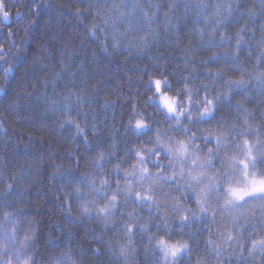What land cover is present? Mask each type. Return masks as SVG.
Returning a JSON list of instances; mask_svg holds the SVG:
<instances>
[{"label": "trees", "instance_id": "trees-1", "mask_svg": "<svg viewBox=\"0 0 264 264\" xmlns=\"http://www.w3.org/2000/svg\"><path fill=\"white\" fill-rule=\"evenodd\" d=\"M244 172L264 0H0V264H264V191L224 201Z\"/></svg>", "mask_w": 264, "mask_h": 264}, {"label": "rangeland", "instance_id": "rangeland-1", "mask_svg": "<svg viewBox=\"0 0 264 264\" xmlns=\"http://www.w3.org/2000/svg\"><path fill=\"white\" fill-rule=\"evenodd\" d=\"M157 94H158L157 101L159 105L166 111V113L169 116H172L177 121H180L182 116L187 112L188 107L187 106L181 107L179 105L177 98L170 96L166 92H163L159 84L157 86ZM204 111L206 113L202 114V116H208L209 109L207 108V110H204ZM187 150L188 149H186L185 147H182L180 154L185 156ZM187 162L190 163L189 160H187ZM187 162L185 161V163ZM197 164H199V166ZM193 165H194V170H190V171L191 172L194 171L193 175L196 176L198 179L200 178L199 180L201 182H204L206 179L209 178V175L206 171L207 169H205V163L203 164V162L197 161V163H193ZM245 172L243 173L244 177L238 183H236L234 180L233 182L228 181L227 182L228 185H224L225 203L227 202L228 204H230L228 201L236 202V200L246 197L248 193H254L257 190L264 191V179H261V180L251 179V176H252L251 173L250 172L245 173ZM25 228L26 227L23 226L20 234L16 230V233L18 234V236L23 237V235L26 233ZM14 235H15V232H14ZM13 236H10L9 233L5 234V236L2 237L1 242L5 244L8 248L10 245V242H14V241L17 242L19 239L18 236L17 237H13ZM22 243L24 244V240L22 241ZM183 249H184V246L174 245V244H165V252L168 258L175 257L181 251H183ZM15 250H16L15 246H11L9 251L13 252ZM9 264H16V263H14V261H11V262L9 261Z\"/></svg>", "mask_w": 264, "mask_h": 264}]
</instances>
